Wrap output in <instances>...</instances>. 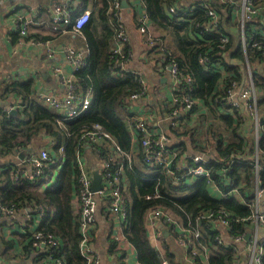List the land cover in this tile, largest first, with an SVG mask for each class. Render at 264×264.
<instances>
[{
    "label": "trees",
    "instance_id": "16d2710c",
    "mask_svg": "<svg viewBox=\"0 0 264 264\" xmlns=\"http://www.w3.org/2000/svg\"><path fill=\"white\" fill-rule=\"evenodd\" d=\"M143 2L150 26L156 36L152 35L164 41L166 61H175L181 73L192 78L193 97L204 103L213 121L218 123V129H213L217 134L219 132L216 151L221 156V162L231 148L245 151L247 154L251 153L254 143L249 140L245 144L246 141L238 135L236 120L230 115L218 112L209 102L224 75L234 74L236 79H240L238 70L241 65L245 68L244 54L239 46V37L236 35L239 21L232 18L227 0H143ZM113 4L114 0H73V17L87 10L89 5L93 6L88 22L78 33H71V27H67L65 33L67 35L52 30H49L48 34L32 32L27 35L28 40L44 41L55 40L64 35L65 39L62 37L60 41L71 40L74 49L85 52L84 64L74 72V75L78 92L89 94L91 99L88 108L78 117L63 119L53 109L34 98L35 89L31 79H8L0 85L2 96H13L23 106L15 114H8L5 109L0 108V202L7 205L14 204L16 208L27 206L29 202L44 205L46 212L41 230L51 232L60 239L58 258L61 259L62 264L86 262L79 249L81 235L78 231L77 215L71 209V198L76 189L78 173L76 156L83 154V150L77 149L81 132L92 124L99 123L121 149L127 151L130 146V137L125 127V119L128 115L125 99L131 93L138 91L139 86L131 72H125L121 76L110 73L113 68L110 51L119 29L117 21L119 10ZM201 4L213 8L219 15L221 22L219 29L199 33L204 19V13L199 7ZM170 6L178 10H186L190 6L196 8L180 20L169 13ZM223 34L228 36V40L220 49L217 47V42ZM17 38V35L13 36L14 40ZM123 50L125 51V47ZM202 56L207 58V62H199ZM249 62L250 66L254 64L255 85L261 88L257 105L259 109H264V74L260 71L259 62L254 59H249ZM232 79L234 78L226 77L224 82L229 83ZM192 130L194 128H190L185 133H191ZM225 132H229L232 139L227 143H224L225 138L222 135ZM168 133L177 134V130L169 129ZM49 139L52 140V143H47L50 155H59L60 146L64 149L63 162L53 182L40 190L43 182L32 184L25 179H14L12 170L15 166L12 164L13 161L7 160L12 159L15 148L40 146L43 141ZM258 144L264 149V139L259 140ZM189 146L193 150H201L192 137ZM172 147L185 149L187 144L180 142ZM99 153L102 157L105 149L101 147ZM92 154L96 157L94 152ZM260 164V174L264 184V158H260ZM218 166L215 164L214 169ZM55 167L56 165L51 168L52 174ZM231 174L242 183V191L251 195L254 169L247 162H241L232 166ZM122 180L126 184V189L122 193L127 208L123 234L133 246L139 264H164L163 261L167 264H179L167 249L164 255H160L149 243L144 216L152 207L167 208L185 223L188 220L193 222L198 212L204 208L221 209L238 217H245L249 213L245 206L233 198H215L203 177L184 184L181 181H174L161 168L145 165L139 149L135 152L133 163L124 166ZM155 195L157 196L154 197ZM249 230L247 222L238 224L232 222L227 235L246 233ZM16 231L14 229L11 233L15 238L19 234ZM216 236L217 231L202 227L198 244L207 251V254L205 263L201 264H240L242 262L240 255L230 246L217 244ZM17 237L23 243L27 235L23 233ZM0 242L5 246L12 244V240L7 241L1 235ZM115 245L114 241H110L108 252H111ZM240 249L241 247L238 251ZM25 261L28 262L29 259L26 258ZM261 261L264 264V243ZM49 264L54 262L50 260Z\"/></svg>",
    "mask_w": 264,
    "mask_h": 264
},
{
    "label": "built area",
    "instance_id": "2783aa9c",
    "mask_svg": "<svg viewBox=\"0 0 264 264\" xmlns=\"http://www.w3.org/2000/svg\"><path fill=\"white\" fill-rule=\"evenodd\" d=\"M73 0H64L61 3H54L50 7L49 29L66 33L67 27H71V33H78L89 20L90 11L85 10L74 17L72 16ZM232 18L239 21V27L236 35L239 37V46L244 54L245 68L240 66L238 70L240 79L232 74H226L216 87V92L210 97V104L217 108L218 112L232 116L238 126V135L246 142L249 141V131L253 134V151L248 156L245 151L231 148L222 158L218 153H211L203 150L197 153L185 154L179 153L172 147L168 132L152 125L148 122L145 114L130 113L125 119V126L130 136V146L127 151L121 149L113 137L106 132L99 123H94L81 132L78 138L77 149L83 150V154H77L76 162L78 173L76 176L77 191L72 201H76L74 213L77 215L78 231L81 235L79 242L80 253L86 260L84 264H100L90 241V230L96 223L97 197H105L107 207L114 217L113 239L118 242L123 238V224L126 217V201L123 191L126 184L123 183L124 166L130 165L135 159L134 149H139L142 160L149 167L161 168L166 175H170L176 182L189 184L192 180L203 177L207 181L209 189L217 199L233 198L241 205L245 206L249 213L245 217L233 216L221 209H202L198 212L194 221L188 220L186 223L173 215L168 209L155 206L148 209L144 216V222L149 229H152L153 235L161 239L160 224L166 225L167 233L173 239V242L187 253L194 254L198 241L202 234V227L210 231H216L218 228H231V223H248L246 233L227 235L222 237L217 233L215 242L219 245L227 246L237 252L238 255L244 254L246 264H262V244L264 243V213H260V199L264 194V184L260 174V158H264V149L259 147V140L264 139V110L259 118V108L257 105L259 98V87L255 85L253 71L249 59H254L260 63L262 74H264V0H227ZM114 7L121 9V2L114 0ZM200 9L204 13L206 21L201 23L199 33L211 32L219 29L221 22L219 15L213 8H207L201 4ZM196 6H190L186 10H178L170 6L168 11L175 17L182 20ZM236 14V17H234ZM15 20L19 23V34L25 36L27 27L32 23L30 17L15 15ZM136 31L141 35L148 47H154L157 54L162 56L161 70L167 80V89L170 99L169 104V126L171 128H180L184 123L181 119L187 118L194 109L203 103L192 95L193 81L189 75H183L175 61H166L164 55V46L160 38H154L149 27V20L146 12L137 17ZM235 31V30H234ZM228 36L221 35L217 42V47L222 49L227 42ZM128 41L127 34L122 27L114 37L111 47V58L113 59V68L110 73L114 76H121L128 72L126 57L123 54V48ZM31 45H41L52 55L59 50L64 56V62L71 67V72H67L60 67H53L52 73L57 76L63 92L37 91L33 93L34 98L40 100L47 107L58 112L63 119L69 120L78 117L88 108L90 104V95L78 92L77 80L74 72L83 66L85 52L76 50L72 45L62 44L60 46H51L48 42L30 39ZM200 63L207 62L206 57L199 58ZM254 65V64H253ZM134 80L138 83L139 90L131 93L126 99V106L144 96L147 92V84L141 73L131 72ZM226 77H232L229 83H225ZM167 102V103H168ZM22 104L19 100L9 105L8 111L12 109L20 110ZM206 113L208 114L207 110ZM252 141V140H251ZM209 145H206V147ZM29 147V146H28ZM26 147V148H28ZM105 149L101 157L100 148ZM26 148L16 147L12 157V164L15 166L12 170L14 179H25L29 183L39 182L51 183L52 179L62 165L64 158L63 146L59 147V155L52 156L46 148H40L25 157L19 158V154ZM87 152H94L99 159L96 165L101 174V183L103 187L97 191H92V175L86 166L83 157ZM241 162H247L254 169L251 195L242 191V183L238 182L231 174L232 166ZM219 165L214 169V165ZM56 165L55 171L50 173L51 168ZM213 165V166H212ZM123 183V184H122ZM155 195L154 197H156ZM149 198V197H147ZM16 212L14 204H3L0 202V217H11ZM45 216V206L34 202L27 203L24 210V216L17 220V225L27 229L29 245L32 250V257L42 253L44 259L52 260L54 264H62L60 258V239L51 232L41 230L42 220ZM160 223V224H159ZM160 230L159 231H157ZM260 232L263 238L259 240ZM250 233L249 239L245 240V235ZM118 246V245H117ZM241 247L240 251L239 248ZM110 255L112 259H118L117 250ZM205 251V250H204ZM184 260L189 264L194 263ZM167 264L166 261H163ZM115 264H119L116 262ZM122 264H126L124 257ZM134 264H139L137 261Z\"/></svg>",
    "mask_w": 264,
    "mask_h": 264
},
{
    "label": "crops",
    "instance_id": "0c3cea01",
    "mask_svg": "<svg viewBox=\"0 0 264 264\" xmlns=\"http://www.w3.org/2000/svg\"><path fill=\"white\" fill-rule=\"evenodd\" d=\"M63 1L64 0H0V85H2L1 82L3 83L8 79H31L34 85L35 92L39 90L46 92L53 91L59 94L63 92V87L60 85L57 76L52 73L51 69L53 67L61 66L68 73L71 72V67L64 62V56L61 51L57 50L52 55H49V52H47L43 46L31 45L30 43H28L29 40L27 39V35L29 36L32 32L37 34H48L50 30L48 11L52 4L61 3ZM120 2L121 5L123 2L124 3L123 6H121V9L117 12V21L119 23V26L122 27L123 31L128 36V41L124 46L125 51L123 50V54L126 57V65L128 68L127 70L128 72H140L147 84L146 94L139 99L129 103L126 106L127 113L129 111L130 113L145 114L150 124L157 125L167 132H169V129L177 130V134L180 133L181 135L170 133H168V135L169 140L172 143L171 145L173 146H177V144H179L180 142H185L187 144V148L185 149L174 147L179 151V153L192 154L203 150H208L211 153L217 152L216 148L219 141L218 143H214L212 139H209L207 143H199L200 140L198 141V136L192 138L201 150H193L192 148H190L189 142L194 130H192L191 133H185L186 131H188L185 129V125L191 123L195 125V122L197 120L200 123V121L204 119V116H208L204 103H202L198 107V109H201V113L199 115H193V112H191L186 119H181L180 122H183L184 124L180 128H171L169 126L168 100L170 99V96L167 89V80L160 68L162 67V56L160 54H157L155 48L148 47L145 43L144 38L136 31L137 17L145 12L144 2L143 0H120ZM98 5L100 6L99 2ZM92 7L93 6L89 5L87 7V10H89L90 12L93 11ZM15 15H24L30 17L32 21V23L27 27L25 36H20L19 34V23L14 19ZM149 27L152 34L156 36L150 26V23ZM14 35H17L18 37L16 40L13 39ZM62 37L50 41H44L42 39L37 40L44 43L48 42L51 46L54 47L60 46L62 44L72 45L71 40L60 41L62 40ZM63 39L65 38L63 37ZM162 43L164 46L163 40ZM17 101L18 99L13 96H2V86H0V108L5 109L7 113L10 114L11 110L8 111L9 105ZM14 110L18 112V109H12V111ZM53 111L58 114L57 111ZM193 128L195 129V127ZM183 134H190V138L183 136ZM47 143H52V140H45L40 144V146H29L28 148L24 149V151L32 148L33 146L35 147L34 152L38 151V149L40 148H46L48 151H50ZM206 145L209 146L206 147ZM133 151L136 152L137 148ZM98 159L99 157H94L92 152H87L83 157V161H86V166L90 169L91 175L92 169L94 167L99 171L96 165ZM53 180L54 179H52L51 183L53 182ZM76 191L77 184L72 196L73 199ZM76 203V201L73 202L71 200V209L73 213ZM25 209L26 206H23L21 208L17 206L16 212L11 217H0V235L3 236L7 241L12 240V244L7 246L0 242V264H49L50 262L47 261L48 259L46 260L42 257V253L37 255L34 254V256L32 257V250L29 245L30 236L27 233V229L23 227L19 228L16 223L17 220H21L23 218ZM171 213L181 219L175 213ZM145 228L150 245L160 255H164L165 250L167 249L168 252L174 255L175 260L178 262L176 251L169 241V237H171L167 233L169 227L167 228L166 225L160 224L159 228L161 232L158 229L157 231H159L162 235L161 239L156 238L153 235L154 231H152V229H149L146 224ZM214 228L220 236H227V231L229 229L223 227L218 228V226H215ZM14 229L19 233L17 236H20L23 233L27 235L23 243L19 241V238L17 236L16 238L12 236L11 233ZM113 233L114 217L108 210L107 200L105 197H97L96 223L90 230L89 244L92 245L95 252L97 253V256L100 259V264H115L116 262L122 263L123 257L126 264H134L137 259L133 246L128 243L124 234L123 238L120 239L118 244V242H116L112 237ZM110 241H114L116 245L113 249H111V252H108ZM179 248L182 250L181 247ZM115 249H118V259L117 257L114 259L110 257V255L116 251ZM182 252L183 258H185L184 254H186V260L192 261L194 263H205L206 261L205 255L207 254V251H204L203 248L197 247L194 254L187 253L184 250H182ZM8 258L11 259L8 260ZM26 258L29 259L28 262L25 261ZM239 258H241L242 261L240 262V264H246L243 253L240 254Z\"/></svg>",
    "mask_w": 264,
    "mask_h": 264
},
{
    "label": "rangeland",
    "instance_id": "374dc122",
    "mask_svg": "<svg viewBox=\"0 0 264 264\" xmlns=\"http://www.w3.org/2000/svg\"><path fill=\"white\" fill-rule=\"evenodd\" d=\"M234 17H236V14H234ZM251 69H252V71L255 69L253 64L251 65ZM260 71L262 72V67L260 68ZM260 71H259V73H260ZM263 110L264 109H261V108L259 109V118L262 116ZM200 113H201V109H196L193 111V115H199ZM217 125H218L217 121H213L210 114L208 113V116H204V119L201 120L200 123L197 120L195 122V125H193L192 123L185 125L186 126L185 129L189 130L190 128L195 127L194 132L192 133L191 137L194 138L195 136H198V141L200 140L199 143H207L209 139H212V141L215 143V142L219 141V137H218L219 132L217 134L216 130L213 129V128L218 129ZM210 126H211V129H210ZM222 135L225 138L224 143H227V141L232 140L231 137L229 136V132L228 133L225 132ZM248 135L249 136L247 137V139L253 141V134L249 131ZM183 136L190 138V134H183ZM170 143H171V141H170ZM247 155L250 156L251 153H249ZM218 157L220 158L221 156L218 154ZM47 184H48V182H44L42 184V186H40V190L44 189L47 186ZM259 210H260V213H264V194L260 199ZM262 238H263V234L260 232L259 240L261 241ZM169 241L171 242L172 247L176 251L178 262L181 264H189L188 262H186L184 260L183 255H182L183 254L182 250L174 244L173 239L171 237H169Z\"/></svg>",
    "mask_w": 264,
    "mask_h": 264
},
{
    "label": "water",
    "instance_id": "95a60500",
    "mask_svg": "<svg viewBox=\"0 0 264 264\" xmlns=\"http://www.w3.org/2000/svg\"><path fill=\"white\" fill-rule=\"evenodd\" d=\"M124 3V2H123ZM123 3H122V6H123ZM16 111H10V114H15ZM35 151V147H32L30 149H27L26 151L22 152L19 154V158H23L26 156V154H31ZM101 174L99 173V171L94 167L92 169V185H91V188H92V191H97L99 189H101L103 187L102 183H101ZM250 237V233H247L245 235V240L247 241Z\"/></svg>",
    "mask_w": 264,
    "mask_h": 264
}]
</instances>
